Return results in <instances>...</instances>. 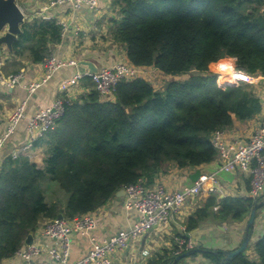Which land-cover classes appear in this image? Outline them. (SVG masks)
<instances>
[{
	"label": "trees",
	"instance_id": "trees-1",
	"mask_svg": "<svg viewBox=\"0 0 264 264\" xmlns=\"http://www.w3.org/2000/svg\"><path fill=\"white\" fill-rule=\"evenodd\" d=\"M120 18L112 34L136 66H153L169 75L191 74L157 90L143 77L121 81L104 99L86 76V93L71 96L54 129L40 138L44 165L28 156L7 158L0 170V262L16 255L44 218L75 219L106 205L140 177L153 181L168 165L199 167L219 157L216 130L235 118L262 112L254 87L220 84L210 65L223 72L264 76V0H116ZM57 19L33 17L14 42V54L33 63L52 55L62 41ZM228 65L229 67H222ZM222 73V72H221ZM44 181H56L66 203L49 202ZM255 199L210 195L191 213L186 231L207 222H242ZM246 250L226 258L223 250L204 249L209 264H264V235ZM250 246V244H249ZM178 249V246L175 250ZM196 254V253H195ZM176 254H158L147 264H171ZM179 264V262L177 263Z\"/></svg>",
	"mask_w": 264,
	"mask_h": 264
},
{
	"label": "crops",
	"instance_id": "crops-1",
	"mask_svg": "<svg viewBox=\"0 0 264 264\" xmlns=\"http://www.w3.org/2000/svg\"><path fill=\"white\" fill-rule=\"evenodd\" d=\"M17 1L26 14V20H31L33 17L40 18V15L44 13L57 19L64 26L62 41L59 44L53 45L52 55L61 59H76L77 61L85 59L95 63L99 67L110 66L116 62L128 59L125 46L116 41L112 34L115 20L120 18L118 7L115 4L116 0H100L99 6L96 9H91L85 5L75 9L72 4H63L48 9L47 11H44L43 7L49 4L51 0ZM1 48L0 57L2 64L0 63V68L5 73L24 70L25 79L21 84L14 87L0 85V126L2 129L7 127L9 117L23 100L27 101V117L20 121L14 134L7 141L4 154L0 157V170L4 161L11 157V153L15 148L29 142L30 136L27 131V118L35 114L39 109L53 105L58 97L63 96L58 88L59 83L63 79L73 76L79 70L77 66L62 67L38 91L30 94L25 86L30 81L38 80L44 76L46 70L45 62L33 63L28 58V52L24 56H17L14 52H10L7 46L3 45ZM224 59H231L234 65L231 57H226L221 60ZM220 61L212 64H217ZM144 67L149 70L153 69L164 73L153 66ZM230 74L232 75V72ZM258 76H261V80L257 83L258 85H255L254 89L256 94L262 99V112L256 117L247 120L235 118L234 126L231 129L225 130L227 142L248 140L253 133L264 129V76ZM87 88L85 79H83L74 95L76 97L82 96L86 93ZM40 138L31 141L32 145L28 149L27 156L38 166L42 167L44 165L46 147L41 144ZM218 166L219 161L217 159L199 167L181 168L172 164L158 172L154 181L161 182L170 189H180L184 185L193 183L191 174L197 169H200L202 174H210L217 171ZM219 180L222 191L215 195L220 198L225 196L248 197L250 180L243 172H221L219 173ZM207 197L208 195L201 194L187 201L181 212L174 216L169 227H155L144 236L132 240L128 248L116 252L114 259L119 264H147L148 260L156 257L158 254L163 255L165 252H169V254L173 252L175 254L178 239L182 236L191 238L195 247L198 248L223 251L238 248L243 240L249 216L242 222H207L191 232L186 231L185 221L187 217ZM123 201V197L116 195L98 210L97 227L93 231V234L98 239L108 238L124 229H129L134 224L137 215L135 212H127L123 206ZM65 203L66 201L63 204ZM48 221H50L49 218L42 219L38 228L34 231L35 243L46 248H60L61 241L59 238L49 237L41 232V229ZM263 235L264 208L260 209L257 213L251 243L253 244ZM251 243L246 252L251 259L258 261L259 256L253 245L251 246ZM90 249L91 241L88 236L75 232L72 233L71 254L67 264H77V262L88 254ZM144 250H148L150 253L145 255L143 253ZM37 259L45 264H64L52 258L47 252L40 254ZM209 263V259L201 252L185 257L179 262V264ZM0 264H25V261L16 254L2 260Z\"/></svg>",
	"mask_w": 264,
	"mask_h": 264
},
{
	"label": "built area",
	"instance_id": "built-area-1",
	"mask_svg": "<svg viewBox=\"0 0 264 264\" xmlns=\"http://www.w3.org/2000/svg\"><path fill=\"white\" fill-rule=\"evenodd\" d=\"M100 0H51L43 7L44 11L58 5L72 4L78 9L89 6L96 9ZM43 19H52L49 14L42 13ZM45 74L38 80L30 81L25 87L30 94L38 91L47 83L55 73L65 66H77L76 59H61L55 55L49 56L45 61ZM0 63L2 64L1 57ZM147 68L136 66L128 59L116 62L110 66H102L98 72H80L79 70L71 77L63 79L59 85V91L63 96L58 97L53 105L39 109L35 114L27 118V131L30 140L25 145L13 150V159L27 156L31 141L44 136L55 128L58 120L65 112V104L76 93L80 82L86 77H92L94 87L104 99L114 97L117 84L121 81L132 80L143 77ZM25 79V71L20 70L13 73H5L0 68V85L16 86ZM261 76L247 73L246 78H238L235 84L250 83L258 85ZM221 84V83H220ZM27 101L23 100L13 111L5 129L0 126V157L4 154L5 146L9 138L14 134L16 127L26 115ZM212 142L219 152V166L217 171L210 174H201L193 183L184 185L180 189H170L158 181H150L146 177H140L136 182L128 185L123 196V206L127 212H135L137 215L134 224L129 229H124L108 238L98 239L93 231L97 227L98 210L87 212L75 219L55 218L43 226L42 234L59 238L60 248H46L37 243L25 245L17 251L25 264H45L37 259L40 254L47 252L52 258L67 264L71 254V235L80 233L89 237L91 249L88 254L77 264H119L114 256L117 251L124 250L130 246L132 240L142 237L152 231L155 227H169L174 216L181 212L187 201L201 194L208 196L218 194L222 191L219 173L237 171L243 172L250 180L248 197L260 200L264 197V129L252 134L248 140H235L227 142L225 130H216L212 135ZM178 255L195 247L191 238L180 237L178 239ZM148 255L150 251L144 250Z\"/></svg>",
	"mask_w": 264,
	"mask_h": 264
},
{
	"label": "water",
	"instance_id": "water-1",
	"mask_svg": "<svg viewBox=\"0 0 264 264\" xmlns=\"http://www.w3.org/2000/svg\"><path fill=\"white\" fill-rule=\"evenodd\" d=\"M25 22L26 14L18 4L17 0H0V52L2 51L1 47L3 45L7 46L10 52H14V42L18 40L20 34L23 32V25ZM77 67H79V71L82 73L87 71L92 73L98 72L100 68L95 63L85 59L79 60ZM201 174L202 172L200 169H197L194 173H192L191 178L193 182H195L201 176ZM125 193L126 189L122 188L117 192L116 195L118 197H123ZM262 208H264V197L260 200H255L246 223L243 240L238 248L224 251L226 258L233 257L247 250L253 236L257 213ZM63 217V214L58 216L59 219H62ZM34 242V232H31L27 236L25 244L29 245L33 244ZM201 251H203V248L194 247L189 249L178 254L171 264H177L185 257L191 256Z\"/></svg>",
	"mask_w": 264,
	"mask_h": 264
},
{
	"label": "rangeland",
	"instance_id": "rangeland-1",
	"mask_svg": "<svg viewBox=\"0 0 264 264\" xmlns=\"http://www.w3.org/2000/svg\"><path fill=\"white\" fill-rule=\"evenodd\" d=\"M210 69H211V71H213L214 73L217 74V82H219L221 84H224L225 82H227V80H224L225 74L218 67V63L217 64H211ZM190 75L191 74L188 73L185 75L172 76V75H166L160 71L153 70V69H151V70L146 69L143 73L144 78L147 79L148 81H150L153 84L154 88L157 90H164L166 88L168 82L173 80V79L183 80V79L189 78ZM221 75L223 76L224 81L219 80ZM242 84L250 85V86L255 88L254 84H250V83H242ZM43 186H44V189L46 192L47 200L49 202L56 200V201H61L62 203H64L67 200V194L65 193V191H63V189L59 186V184L56 181H44ZM249 254H253V253H249Z\"/></svg>",
	"mask_w": 264,
	"mask_h": 264
},
{
	"label": "bare ground",
	"instance_id": "bare-ground-1",
	"mask_svg": "<svg viewBox=\"0 0 264 264\" xmlns=\"http://www.w3.org/2000/svg\"><path fill=\"white\" fill-rule=\"evenodd\" d=\"M231 72H232L233 76L230 74V72H223L225 74L224 75V80H227V82H225V83H228V82L235 83L234 80H237L238 78H246L247 77V73L245 71H236V70H234V71H231ZM219 80L224 81L222 75L220 76Z\"/></svg>",
	"mask_w": 264,
	"mask_h": 264
},
{
	"label": "snow or ice",
	"instance_id": "snow-or-ice-1",
	"mask_svg": "<svg viewBox=\"0 0 264 264\" xmlns=\"http://www.w3.org/2000/svg\"><path fill=\"white\" fill-rule=\"evenodd\" d=\"M222 67H227V65H222Z\"/></svg>",
	"mask_w": 264,
	"mask_h": 264
},
{
	"label": "clouds",
	"instance_id": "clouds-1",
	"mask_svg": "<svg viewBox=\"0 0 264 264\" xmlns=\"http://www.w3.org/2000/svg\"><path fill=\"white\" fill-rule=\"evenodd\" d=\"M227 67H229V66L227 65Z\"/></svg>",
	"mask_w": 264,
	"mask_h": 264
}]
</instances>
